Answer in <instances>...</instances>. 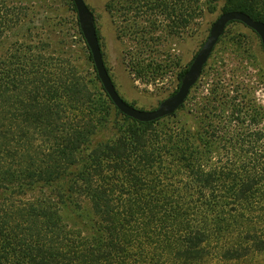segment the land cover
<instances>
[{
  "label": "trees",
  "instance_id": "obj_1",
  "mask_svg": "<svg viewBox=\"0 0 264 264\" xmlns=\"http://www.w3.org/2000/svg\"><path fill=\"white\" fill-rule=\"evenodd\" d=\"M132 2L176 29L218 5L264 22V0ZM22 11L0 0V40L19 32ZM14 46L21 53L0 59V186L38 195L23 222L0 214V264H264V154L217 165L214 133L137 121L102 85L96 99L73 67L48 72L40 54ZM111 109L118 136L98 141ZM69 208L81 210L76 226L63 221Z\"/></svg>",
  "mask_w": 264,
  "mask_h": 264
},
{
  "label": "rangeland",
  "instance_id": "obj_2",
  "mask_svg": "<svg viewBox=\"0 0 264 264\" xmlns=\"http://www.w3.org/2000/svg\"><path fill=\"white\" fill-rule=\"evenodd\" d=\"M84 1L93 12L104 60L118 94L144 110L156 108L177 90L180 74L190 65L221 14L218 5L214 12H202L192 24L176 29L166 22L148 20L149 13L145 16V11L132 0ZM5 2L21 7L26 17L18 33L0 40V59L21 53L15 50L21 46H14L21 43L25 45L26 57L40 54L47 61L48 72L60 74L73 67L96 99L105 98L71 0ZM42 95L41 92L38 97ZM175 112L174 117L163 118L162 123L171 127L180 121L189 136L196 132L203 138L215 134L212 162L217 165L224 163L227 155H242L246 160L264 154V48L258 35L241 22H231L182 108ZM112 119L111 109L107 125L100 128L98 141L118 136L117 129L111 126ZM258 163L259 168L264 165V157ZM37 195H25V188L11 190L0 186V214L23 222L25 201ZM84 204L88 207L86 201ZM79 211L61 209L63 221L76 226L74 215Z\"/></svg>",
  "mask_w": 264,
  "mask_h": 264
},
{
  "label": "water",
  "instance_id": "obj_3",
  "mask_svg": "<svg viewBox=\"0 0 264 264\" xmlns=\"http://www.w3.org/2000/svg\"><path fill=\"white\" fill-rule=\"evenodd\" d=\"M72 1L76 10L80 31L90 51L92 62L102 87L119 112L140 122H150L169 116L184 104L192 87L201 75L203 67L215 45L231 22L238 21L252 29L258 35L264 48V22L255 20L245 12L239 10L222 12L212 23L207 38L181 77L177 90L162 100L156 108L151 110L139 109L124 101L114 86L102 55L93 12L84 0Z\"/></svg>",
  "mask_w": 264,
  "mask_h": 264
},
{
  "label": "flooded vegetation",
  "instance_id": "obj_4",
  "mask_svg": "<svg viewBox=\"0 0 264 264\" xmlns=\"http://www.w3.org/2000/svg\"><path fill=\"white\" fill-rule=\"evenodd\" d=\"M189 66H187V69H188Z\"/></svg>",
  "mask_w": 264,
  "mask_h": 264
}]
</instances>
